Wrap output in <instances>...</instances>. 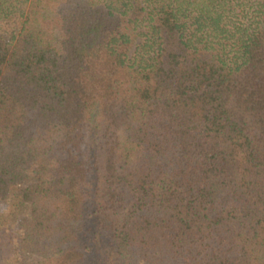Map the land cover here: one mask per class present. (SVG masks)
Returning <instances> with one entry per match:
<instances>
[{"label":"trees","instance_id":"obj_1","mask_svg":"<svg viewBox=\"0 0 264 264\" xmlns=\"http://www.w3.org/2000/svg\"><path fill=\"white\" fill-rule=\"evenodd\" d=\"M0 264H264V0H0Z\"/></svg>","mask_w":264,"mask_h":264},{"label":"rangeland","instance_id":"obj_2","mask_svg":"<svg viewBox=\"0 0 264 264\" xmlns=\"http://www.w3.org/2000/svg\"><path fill=\"white\" fill-rule=\"evenodd\" d=\"M4 205H5V204L0 203V209L3 208Z\"/></svg>","mask_w":264,"mask_h":264}]
</instances>
